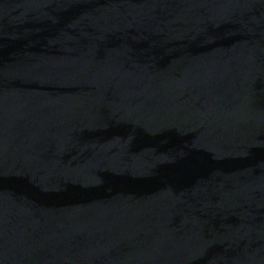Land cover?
Masks as SVG:
<instances>
[{"label":"water","instance_id":"water-1","mask_svg":"<svg viewBox=\"0 0 264 264\" xmlns=\"http://www.w3.org/2000/svg\"><path fill=\"white\" fill-rule=\"evenodd\" d=\"M0 264H264V0H0Z\"/></svg>","mask_w":264,"mask_h":264}]
</instances>
